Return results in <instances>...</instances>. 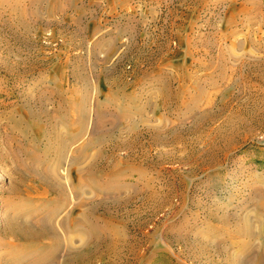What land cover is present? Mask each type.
Masks as SVG:
<instances>
[{"label":"rangeland","instance_id":"obj_1","mask_svg":"<svg viewBox=\"0 0 264 264\" xmlns=\"http://www.w3.org/2000/svg\"><path fill=\"white\" fill-rule=\"evenodd\" d=\"M0 264H264V0H0Z\"/></svg>","mask_w":264,"mask_h":264},{"label":"bare ground","instance_id":"obj_2","mask_svg":"<svg viewBox=\"0 0 264 264\" xmlns=\"http://www.w3.org/2000/svg\"><path fill=\"white\" fill-rule=\"evenodd\" d=\"M248 227V226H247ZM247 230H249V229H247Z\"/></svg>","mask_w":264,"mask_h":264}]
</instances>
